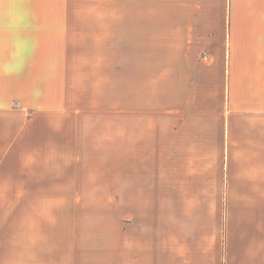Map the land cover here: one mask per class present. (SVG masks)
<instances>
[{
  "label": "crops",
  "instance_id": "obj_1",
  "mask_svg": "<svg viewBox=\"0 0 264 264\" xmlns=\"http://www.w3.org/2000/svg\"><path fill=\"white\" fill-rule=\"evenodd\" d=\"M131 1L163 4V76L117 57L114 160L75 157L74 66L0 16V264H264V0Z\"/></svg>",
  "mask_w": 264,
  "mask_h": 264
},
{
  "label": "rangeland",
  "instance_id": "obj_2",
  "mask_svg": "<svg viewBox=\"0 0 264 264\" xmlns=\"http://www.w3.org/2000/svg\"><path fill=\"white\" fill-rule=\"evenodd\" d=\"M4 11L6 25H10L13 58L28 49L37 54V60L57 61L61 75L66 65L74 66L71 70L76 81L69 88L61 87V92L66 90L77 100L83 99L82 129L87 147L75 157L114 160L117 57L123 60L125 71L131 70L133 60L141 65L152 63L162 85L163 4L131 0H0V16ZM65 122L72 124L71 119Z\"/></svg>",
  "mask_w": 264,
  "mask_h": 264
}]
</instances>
